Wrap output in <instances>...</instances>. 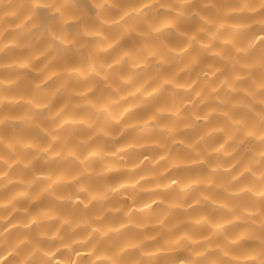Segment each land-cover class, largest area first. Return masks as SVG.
<instances>
[{"label":"clouds","instance_id":"9594fccd","mask_svg":"<svg viewBox=\"0 0 264 264\" xmlns=\"http://www.w3.org/2000/svg\"><path fill=\"white\" fill-rule=\"evenodd\" d=\"M0 264H264V0H0Z\"/></svg>","mask_w":264,"mask_h":264}]
</instances>
